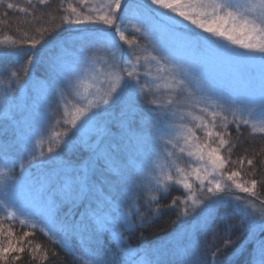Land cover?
<instances>
[{"label":"snow or ice","instance_id":"6c2138e0","mask_svg":"<svg viewBox=\"0 0 264 264\" xmlns=\"http://www.w3.org/2000/svg\"><path fill=\"white\" fill-rule=\"evenodd\" d=\"M39 3L44 5L46 0H39ZM14 7L12 3L7 4L8 9ZM19 11L27 12V8L21 7ZM66 13L62 24L80 36L74 44H78L81 50L103 49L109 58H77L69 63L64 57L57 56L52 62L53 73L65 76L62 105L58 107H63L62 121L67 130L52 132L48 142L55 147H48L47 154L42 147L38 153L33 150L31 159L21 164L23 168L24 163L32 167L37 161H51V174L34 189L30 203L12 198V188L9 187L0 201V211L6 212L4 219L24 217L20 224L33 229L38 223L42 224L47 234L61 235L57 243H62L69 235L78 236L81 254L77 259L83 264H165L163 259H154L151 250H145V255L137 260L139 250L129 246L123 237L124 231L131 232L146 222L143 213L137 217L138 223L133 222L134 214L139 212V204L132 203L133 199L139 200L138 196L134 197V192L144 191V185L138 188L136 179L129 182L124 168L117 163L123 162L120 142H115L114 147L108 145L103 151L100 149L103 140L96 142L103 131L101 126H114L108 123L107 109L102 106L111 107L131 96L147 103L148 117L143 119L139 128H134L137 105L132 102L125 114L132 118L117 122L124 137L129 141L135 139L138 148H144L149 138L163 145L161 155L165 164L154 163L151 169H141L137 173L138 179L147 178V191L165 193L172 185L187 190L189 195L184 203L194 205L193 212L199 218L198 231L207 233L215 227L213 240L219 246L211 253L212 264H217V259L229 249L235 252L245 243L256 242L260 247L259 264H264V239H261L264 237V209L257 210L251 200L241 196L233 199L223 196L226 190L234 189L256 198L257 181H238L241 173L228 172L226 165L229 161L221 155V150L226 147L229 153L232 150L228 138L229 124L235 125L237 132L244 126L249 127L252 134L264 133V0H100L87 14L78 12L71 4ZM125 20L136 33L151 42L152 50L145 49L143 57L125 58L123 45L136 51L132 47L133 41L122 31ZM36 31L38 38L12 40L5 37L0 40V45H4L0 47V59L27 56L25 79L48 44L44 33H51L52 29ZM117 36L123 45L117 41ZM55 44L57 49L67 53L68 42L63 37ZM210 56L219 58L229 67L230 79L226 85L229 91H225L223 83L206 74L205 65ZM153 66L155 75L151 70ZM257 71L261 84L258 101L250 98ZM9 75L15 78L17 73ZM162 96L167 99H161ZM70 103L71 112L67 107ZM60 122L56 121L57 124ZM71 130H75L73 136L82 132L87 137H82L81 143L92 154L84 170L73 169L70 161L57 163L59 153L56 148L61 144L68 145L69 141L63 137H68ZM198 132H203L204 136H198ZM185 155L189 168L178 166ZM4 159L7 160L6 155ZM193 160L195 167H191ZM248 164L252 165L253 161L248 160ZM97 167L110 169L113 180L124 181L127 187L124 201L110 202L97 194V183L103 190V183L96 177ZM16 182L18 180L13 183ZM196 184L200 192H207L204 199H198L194 194ZM159 199L153 194L146 203H158ZM125 201L129 203V209L121 212ZM176 203L177 199H173L169 206ZM65 206L69 211L61 218L60 212ZM81 208L84 210L79 212V219L74 218L75 213L69 217V212ZM152 211L156 214L160 210ZM184 214H188L187 209ZM117 225H121L120 232L116 231ZM234 232H239L235 239ZM105 233L116 238L118 246L111 251L101 240ZM29 235L31 233L24 232L25 237ZM198 247V241H195L193 249H185L184 254H194ZM20 251L23 249L9 241L7 248H0V259H4L8 252ZM166 252V248L157 249L155 255L164 257ZM189 264L202 262L192 259ZM220 264L231 262L222 260Z\"/></svg>","mask_w":264,"mask_h":264},{"label":"rangeland","instance_id":"374dc122","mask_svg":"<svg viewBox=\"0 0 264 264\" xmlns=\"http://www.w3.org/2000/svg\"><path fill=\"white\" fill-rule=\"evenodd\" d=\"M5 1L8 0H0V9L7 7V4H3ZM36 1L37 5L39 6V0ZM132 23H135V21H132ZM65 26L67 35L63 37V39L68 42L67 53H65L63 50L57 49L55 42H53L49 45H46V47L41 50V59L31 67L26 79L24 76V70H22V75L11 79L9 75L10 73H8L7 76L6 74L3 75V73H0V201H3L5 191L11 187L12 198L16 199L14 193L21 191L23 194L21 198L27 197V199L25 201H22V199L18 201L21 203H28V196L30 198L32 195H34V189L39 187L40 183H44L45 178L51 174V161H44L43 163L37 161L33 163L32 167H28L27 163H24L23 168L21 167V164L31 159V151L34 150L38 153L45 142H47L46 139L51 132V129L49 128L51 123L60 120L61 122L57 129L58 132L63 133L65 130H67V126H65L62 121L63 107H58V105H62L61 91L64 88L65 76L63 73L59 75L53 73L52 62L55 60V58L57 56H62L69 63H71L73 59L77 58H83L85 60L94 58L96 56H101L106 59L109 58L108 53L103 49L100 51H97L96 49L81 50L78 44H74L75 41L80 39V36L75 32L70 31L69 26ZM122 31L128 39L131 35H135L137 37L139 34L132 29L128 20L124 21V25H122ZM140 36L142 35L140 34ZM116 39L123 45V42L119 41L118 36ZM9 46L15 47L14 45ZM0 47H4V45H0ZM132 47L136 49L135 52L131 51L129 45H123V48L125 49V58H131L134 60L136 56L143 57L146 55V52L142 50V45H132ZM7 59H11L10 62L14 61L17 65H25L27 56L22 54L19 57L10 56L7 57ZM205 72L209 76L215 78L218 82L223 83L225 85L226 92L230 90L226 86L227 81L230 79L229 67L224 65V63L219 58L210 56L206 61ZM153 74L155 75V71ZM149 98H151V96H149ZM250 98L257 101L261 98L259 71H257L255 88ZM161 99H167V97L162 96ZM132 102H135L137 105L135 109L136 115L134 118V128L140 127L143 119L148 117L149 106L143 100L136 101L135 97L126 96L119 104H113L111 107L107 105L102 106L107 109L105 116L108 120V123L114 126H101L103 131L97 137L96 142L98 143L100 140H103V144L100 145L101 151L106 149L110 144H112L114 147L115 142H120L121 148L123 150V162L117 161V163L124 168L129 182L136 179L138 188L141 184L144 185V191L134 192V197L138 196L139 200L137 202L135 199H133L132 203L139 204V212L134 214L133 221L134 218H137L141 213L144 214V218L153 213L152 210H154L153 208L155 203H152L151 205L146 203V200L150 199L151 195L155 194L161 197V195L168 193L171 189H176L181 192V196L178 199L181 214L179 217L180 222L173 230L170 237L163 240L161 239L159 241L140 244L129 239L127 240L128 245L139 250V255L136 257L137 260L145 255V250H151L153 253V258L163 259L165 264H169V262H171V264H189L192 259L201 261L202 264H212L211 253L215 251L214 244L212 242L204 244L202 241L203 231H198L199 218L197 217L196 213L193 212L194 205L191 202L188 204L184 203L186 196L189 195L187 190H185L182 186L172 185L165 193H150L147 191V178H137V173L141 169H151L154 166V163L165 164V160L161 155V148L163 147L162 143L159 141L154 143L152 139L149 138L148 143L144 148H138L136 145V140L132 139L129 141L124 137L123 132L120 130L119 124L117 122L122 118H132L131 116H125V114L129 112ZM70 105L71 104L67 106L69 112H71L72 107ZM228 117L229 120H231L232 117L230 114ZM69 119H71V115ZM229 130H232L239 135L241 133L245 134L246 136L264 135V133L252 134L251 129L244 126L241 127L239 132H237L235 125L233 124H229ZM74 131L75 130L69 131V136L63 137V139L68 140L69 143L68 145L63 144V147L66 148V150L64 153L62 152L61 155L57 156V163L61 161L67 163L70 161L71 167L73 169L84 170L85 165L88 162V157L92 153L88 147H85L81 143V138L83 137L86 139L87 137H84L82 132L73 136L72 132ZM1 132L6 134V139L1 137ZM197 135L200 137L204 136L203 132H198ZM41 141L43 142L42 144L39 143ZM73 145L78 147H73ZM157 145H159V147ZM93 147H95V144H93ZM226 148L221 150V155L229 161V163L226 165V170L228 172L235 171L236 158L233 155H230ZM5 155L7 156V160L4 159ZM187 161L188 158L185 155V159L180 161L178 166L189 168V163ZM195 166V161H191V167ZM88 175L91 177V169L88 170ZM112 175L113 173L110 169L99 167L96 168V177L103 183V190H101L100 183L96 184V192L105 200L119 203L124 201V197L127 193V187L123 180H113L111 178ZM173 175H175L174 172ZM141 176L143 177L142 173ZM237 179L240 182L250 181L246 178V176H240ZM17 180L18 182L14 184L13 182ZM198 189L199 185L196 184L194 194L198 199H204V197L208 195L207 192H200ZM235 192L244 195V197H250L248 194L241 193L234 189L226 190L223 193V196L228 199H233L236 196ZM113 198H115V201H113ZM0 207H2V204H0ZM128 209L129 203L126 201L123 202L120 209L121 212H127ZM185 209H187V215L184 214ZM256 209L259 210L257 207ZM83 210V208L79 209L78 211L73 209L72 212H69V217L71 218L73 213H75L74 218L79 219V212H82ZM68 211V206L63 207L60 212V217L63 218L64 213ZM5 216L6 212L0 211V220L4 219ZM20 219H24V217H18V219L10 221L22 227L23 225H21L19 222ZM23 227L33 229L30 226ZM35 230H39L43 234L45 233V235L54 242L61 240L60 234H47L42 224L38 223ZM116 231H121V225L116 226ZM128 232L129 231L123 232L124 238ZM261 239H264V237H261ZM78 240V236L69 235L63 239L62 243H58V245L67 251L68 254L70 253L69 255L73 257V259L78 262V264H83V261L77 259V257H79L81 254ZM101 240L104 247L108 248L110 251L118 246L116 238L113 237L111 233H105L101 237ZM195 241H198V249L194 254L190 252L189 255L186 256L184 254L185 249H193ZM94 246L95 244L93 243V247ZM161 248L167 249L166 255L164 257H158L155 255L156 250ZM243 254H245V257L247 256L245 259L246 262L244 264H259V243L256 242L251 245L245 243V245L233 253V255L231 254L226 257H219L217 259V264H220L222 260H227L230 261L231 264H235L236 259Z\"/></svg>","mask_w":264,"mask_h":264},{"label":"trees","instance_id":"16d2710c","mask_svg":"<svg viewBox=\"0 0 264 264\" xmlns=\"http://www.w3.org/2000/svg\"><path fill=\"white\" fill-rule=\"evenodd\" d=\"M36 2V0H31L29 4V0H8L3 3H12L16 7L13 9H8L7 7L0 9V40H3L4 37H10L12 40L38 38L37 29H52L51 33H44L45 39L48 40L47 45H49L55 42L56 39L67 35L66 26L62 24V18L67 14L66 10L69 4L76 7L78 12L87 14L91 7L99 3L100 0H84L83 3L80 0H46L44 5L38 3L40 4L39 6ZM21 7L27 8V12H20L19 9ZM130 37L129 39L133 41V45L140 44L143 47L142 50H152L151 42L147 38L140 36V34L137 37L135 35H131ZM10 61L11 59L7 58L0 59V73H3V75L6 74V76L11 72H16L17 76L22 75V70H24L23 66L25 65H17L14 61ZM151 70L154 72L155 66ZM59 124L53 122L49 125L51 132L46 139L47 142L44 141L45 144L42 146L46 154L48 147H55V144H50L48 141L52 132H58ZM1 137L6 139L7 136L2 133ZM228 138L232 142L230 155L236 158L235 171H239L242 177L246 176L250 181L252 179L257 181L256 191L258 196L256 198L244 197V195L235 192L236 196L251 200L257 208L264 209V204L261 203V201H264V135L246 136L242 133L239 135L231 130ZM65 150L66 148L63 147V144L56 148V152L59 155L62 152L64 153ZM250 159L253 161L252 165L248 164V160ZM180 196L181 192L176 189H171L168 193L161 195L158 203H155L153 208H159L160 211L156 214L152 213L146 216V222L140 224L131 232H128L125 236L126 240L130 239L140 244L170 237L180 222L181 210L178 200ZM173 199H177V203L175 206L170 207L169 205L172 204ZM133 222L138 223L137 218H134ZM214 231L215 227L207 233L203 232L202 241L204 244L212 242L215 250L219 245L213 240ZM24 232H29L31 235L25 237ZM238 233L234 232L233 238L238 236ZM9 241L15 247L22 248L23 251L8 252L4 259H0V264H78L69 255L70 253L68 254L58 243L47 237L45 233L43 234L39 230L23 226L20 227L8 219H2L0 220V248H7ZM37 245H39V248H37ZM235 252H233V249H229L222 257L233 255ZM244 255L238 257L235 264H244L247 258Z\"/></svg>","mask_w":264,"mask_h":264},{"label":"bare ground","instance_id":"6f19581e","mask_svg":"<svg viewBox=\"0 0 264 264\" xmlns=\"http://www.w3.org/2000/svg\"><path fill=\"white\" fill-rule=\"evenodd\" d=\"M14 195L16 196V200H17V201L20 200V199H22V201H25V200L27 199V197L21 198V196L23 195V194L21 193V191H17V192H15ZM27 202L30 203V198H29V196H28V201H27Z\"/></svg>","mask_w":264,"mask_h":264}]
</instances>
